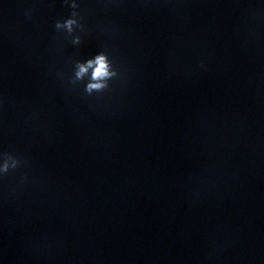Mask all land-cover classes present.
<instances>
[{
    "label": "water",
    "instance_id": "obj_1",
    "mask_svg": "<svg viewBox=\"0 0 264 264\" xmlns=\"http://www.w3.org/2000/svg\"><path fill=\"white\" fill-rule=\"evenodd\" d=\"M71 3L0 0V264H264V0Z\"/></svg>",
    "mask_w": 264,
    "mask_h": 264
},
{
    "label": "clouds",
    "instance_id": "obj_2",
    "mask_svg": "<svg viewBox=\"0 0 264 264\" xmlns=\"http://www.w3.org/2000/svg\"><path fill=\"white\" fill-rule=\"evenodd\" d=\"M72 14L66 20H58L55 27L57 29H66L68 34H72L75 28L79 26L83 30V25L79 23L77 17L79 5L76 0H72ZM73 44L81 43V36L76 35L72 39ZM91 72L89 73V70ZM118 76V70L113 67L111 60L106 52H99L94 57L88 58L86 61L76 62V71L73 79V84L78 81H83L87 77V83L84 86V91L88 95L93 93L103 92L109 88V81ZM19 157L11 153H4L3 163L0 164V174H7L10 170H15L21 165Z\"/></svg>",
    "mask_w": 264,
    "mask_h": 264
}]
</instances>
